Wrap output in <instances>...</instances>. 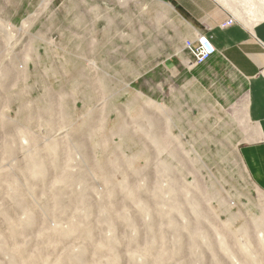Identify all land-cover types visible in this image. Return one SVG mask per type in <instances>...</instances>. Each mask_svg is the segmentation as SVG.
<instances>
[{"label":"rangeland","instance_id":"1","mask_svg":"<svg viewBox=\"0 0 264 264\" xmlns=\"http://www.w3.org/2000/svg\"><path fill=\"white\" fill-rule=\"evenodd\" d=\"M98 2L0 0V264H264L245 137Z\"/></svg>","mask_w":264,"mask_h":264},{"label":"crops","instance_id":"2","mask_svg":"<svg viewBox=\"0 0 264 264\" xmlns=\"http://www.w3.org/2000/svg\"><path fill=\"white\" fill-rule=\"evenodd\" d=\"M104 1L108 16L103 18L96 3L99 14L95 11L90 20L115 24L117 31L124 22L127 38L156 48L162 59L152 69L174 72V101L179 85L209 118V134L228 121L227 130L245 137L240 158L264 192V0ZM229 19L234 24L221 28ZM199 35L210 40L216 53L187 69L183 45ZM240 113L243 127L235 121Z\"/></svg>","mask_w":264,"mask_h":264},{"label":"built area","instance_id":"3","mask_svg":"<svg viewBox=\"0 0 264 264\" xmlns=\"http://www.w3.org/2000/svg\"><path fill=\"white\" fill-rule=\"evenodd\" d=\"M233 24L234 20L229 19L221 25V28H226ZM183 50L187 54V69H193L205 64L216 53L210 40L201 35L197 36L194 41H186L183 45Z\"/></svg>","mask_w":264,"mask_h":264}]
</instances>
